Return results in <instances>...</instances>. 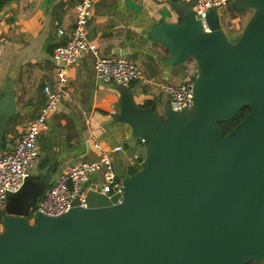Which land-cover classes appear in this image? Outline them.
Wrapping results in <instances>:
<instances>
[{"label": "water", "instance_id": "obj_1", "mask_svg": "<svg viewBox=\"0 0 264 264\" xmlns=\"http://www.w3.org/2000/svg\"><path fill=\"white\" fill-rule=\"evenodd\" d=\"M194 2L176 4L147 36L171 55L167 65L194 59V104L164 116L120 89L116 121L128 124L146 154L109 197L89 189L57 216L35 209L52 169L27 180L45 185L9 192L1 219L0 264H249L264 262V0H236L256 11L231 41L221 14ZM249 113L225 133L219 122ZM17 110L12 78L0 87V146ZM43 181V182H42Z\"/></svg>", "mask_w": 264, "mask_h": 264}, {"label": "crops", "instance_id": "obj_2", "mask_svg": "<svg viewBox=\"0 0 264 264\" xmlns=\"http://www.w3.org/2000/svg\"><path fill=\"white\" fill-rule=\"evenodd\" d=\"M80 1L7 0L0 10V75L4 77L0 87L12 78L17 105L8 124L6 147L15 142L39 112L45 100L44 86L56 82L58 63L53 52L64 40L58 30L72 27ZM178 1L94 0L87 24L89 41L101 54L123 56L143 67L147 82L134 81L128 87L138 104L152 105L162 111L157 112L161 116L169 106V95L158 84L180 83L192 61L167 65L164 59L171 55L169 49L146 33L159 20L176 21L174 5ZM163 10L166 15L161 13ZM94 61L95 55L89 52L69 69L72 100L60 102L47 118L48 129L39 138L40 168L46 169L42 173L52 169L49 181L77 159L97 158L100 149L96 142L104 150L123 145L115 157V167L123 176L130 166L136 165L135 154L145 156L143 141L132 134L128 124L116 121L122 85L98 81ZM35 169L33 175L38 172Z\"/></svg>", "mask_w": 264, "mask_h": 264}, {"label": "built area", "instance_id": "obj_3", "mask_svg": "<svg viewBox=\"0 0 264 264\" xmlns=\"http://www.w3.org/2000/svg\"><path fill=\"white\" fill-rule=\"evenodd\" d=\"M192 1V0H182ZM231 0H193L194 10L201 15L205 30L210 31L206 20L207 12L215 8L226 7ZM94 0H81L76 6V15L69 30L59 28L58 33L64 38L54 52L57 61V80L43 88L45 100L37 115L30 121L26 130L10 146H0V210L5 211L9 192L18 191L27 177L35 172L41 157L39 136L48 129V115L54 112L64 99L72 100L73 92L69 86V69L78 63L87 53L95 55L94 67L98 81L113 82L129 86L134 81L143 80V67L136 61L113 55H103L88 38L87 24L93 11ZM184 80L178 84L160 82L159 89L169 95V106L182 111L191 109L194 104L193 86L198 74L196 62L186 70ZM100 149L97 158L77 159L66 165L56 179L49 185L38 200L33 212L39 211L50 216H57L68 211L75 198L81 205H86L89 189L98 190L109 197L121 193L123 178L116 167V153L124 149L118 144L110 149H103L102 144L95 143ZM142 157L134 155V162L141 164ZM96 174L92 180L91 174Z\"/></svg>", "mask_w": 264, "mask_h": 264}, {"label": "rangeland", "instance_id": "obj_4", "mask_svg": "<svg viewBox=\"0 0 264 264\" xmlns=\"http://www.w3.org/2000/svg\"><path fill=\"white\" fill-rule=\"evenodd\" d=\"M172 1V0H171ZM236 0H233V2H232V0L229 2V4L226 6V7H223V8H220L219 9V11H220V14H221V23H222V27H223V29L225 30V33H226V35H227V37L231 40V41H233V42H235V41H237V39L240 37V35L242 34V32L244 31V29H245V27H246V25H247V23H248V21L251 19V17L253 16V14L255 13V11H256V8L255 7H247V8H244L243 10H240V11H238V10H236L235 9V7H234V2H235ZM181 2H186V1H182V0H179L178 1V4L179 3H181ZM176 6V4L174 5V7ZM161 13L163 14V15H166V13H167V11L166 10H163V11H161ZM189 60H191V61H193V62H196L194 59H189ZM3 76L2 75H0V84H1V82H2V80H3ZM157 112H159L160 114H162V111L161 110H157ZM52 114V113H51ZM51 114H49L48 115V117H50V115ZM26 130V129H25ZM24 130V131H25ZM8 131V130H7ZM23 131V132H24ZM23 132H21V134L23 133ZM8 135V134H7ZM9 135H10V133H9ZM41 136V135H40ZM40 136H39V138H40ZM7 137L8 136H6V139H7ZM39 146H40V142H39ZM40 149H41V147H40ZM142 150H143V152H144V154L143 155H145L146 153H145V147L144 146H142ZM130 157H132V156H130ZM40 161H42V158L40 157V159H39V162H38V164H37V166H36V168H38V172H37V174L36 175H39V174H41L43 171H45V170H43L42 171V169L40 168ZM139 167H140V165H139ZM35 171H36V169H35ZM126 172H124V174H125ZM96 177V174H94V173H92L91 174V179L93 180L94 178ZM51 178V177H50ZM50 178L48 177L47 178V181L48 180H50ZM55 177H52V179H54ZM52 179H51V181H52ZM56 179V178H55ZM54 179V180H55ZM53 180V181H54ZM51 181H49V182H47L48 183V186H49V183L51 182ZM43 182V181H42ZM26 184L24 185V187L22 188V190L21 191H25V190H27L28 188H30L31 186H35V185H37L38 187H41V186H43V185H45V183H46V181H45V183H41L39 180H37V179H33V180H27L26 182H25ZM47 186V187H48ZM2 229V224H1V222H0V230ZM254 263V262H253Z\"/></svg>", "mask_w": 264, "mask_h": 264}, {"label": "trees", "instance_id": "obj_5", "mask_svg": "<svg viewBox=\"0 0 264 264\" xmlns=\"http://www.w3.org/2000/svg\"><path fill=\"white\" fill-rule=\"evenodd\" d=\"M6 2H7V0H0V10L4 7V5L6 4ZM248 113H249V109L248 108H243V109H241L238 112V114H237V116L235 118H233L232 120H230L228 122H219V124H220V126L223 128V130L226 133L229 130H231L235 125H237ZM8 133H9V131H7V134ZM138 139H140V138H138ZM6 141H5V143H6ZM140 141H141V139H140ZM4 144H2V145H4ZM137 169H139V164L132 165V166H130L128 168V170H127V172L125 174H131V173L135 172ZM41 197H42V195L40 196V198ZM3 214H4V211L0 210V222H1V219H2Z\"/></svg>", "mask_w": 264, "mask_h": 264}, {"label": "flooded vegetation", "instance_id": "obj_6", "mask_svg": "<svg viewBox=\"0 0 264 264\" xmlns=\"http://www.w3.org/2000/svg\"><path fill=\"white\" fill-rule=\"evenodd\" d=\"M232 2H233V0H232Z\"/></svg>", "mask_w": 264, "mask_h": 264}]
</instances>
